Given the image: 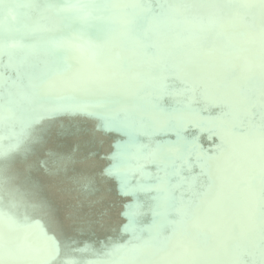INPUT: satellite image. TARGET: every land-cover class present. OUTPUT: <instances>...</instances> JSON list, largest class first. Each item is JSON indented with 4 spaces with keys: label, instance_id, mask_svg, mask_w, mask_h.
Wrapping results in <instances>:
<instances>
[{
    "label": "bare ground",
    "instance_id": "bare-ground-1",
    "mask_svg": "<svg viewBox=\"0 0 264 264\" xmlns=\"http://www.w3.org/2000/svg\"><path fill=\"white\" fill-rule=\"evenodd\" d=\"M101 1L0 0V62L5 59L0 70L22 76V90L36 101V111L23 122L31 133L19 131L16 146L4 149L0 172L19 182L23 198L27 188L29 193L35 189L33 199L47 211L59 207L58 214L48 217L17 224L0 221V264H81L88 253L82 236L64 234L73 231L75 205L28 187L25 171L41 182L52 177L47 178L54 181L52 187L57 180L66 181L96 202H115L117 189H125L131 200L140 195L151 203L172 231L171 245L123 243L124 252L138 250L140 262L131 260L135 264H240L236 243L244 241L255 251L253 234L264 230V221L254 220L261 217L264 192L251 187L250 175L256 169L264 177V0H148L145 6L144 0ZM33 7L46 17L23 23L22 14L14 11L21 8L29 14ZM42 25L34 37L32 32ZM145 59L156 68L144 67ZM167 85L176 86L177 92ZM160 93L170 101L167 109L140 107ZM256 118L262 122L253 136ZM190 123L214 131L221 150L208 163L197 133L179 146L171 137L187 131ZM236 128L240 131L234 132ZM159 130L168 133L164 157L172 174L181 173L178 152L187 153L183 161L193 168L182 188H173L169 177L153 181L160 167ZM120 132L128 138L120 139ZM110 141L122 150H110ZM194 146L201 149L198 158L192 154ZM41 158L48 162V174L40 164L32 165ZM107 179L116 190L105 184ZM4 184L2 200L11 203L16 197L7 194ZM174 192L182 197L171 199ZM132 211L133 223L146 219L141 205L134 204ZM79 214L87 215L83 209ZM151 227L149 222L146 228ZM202 231L213 237L207 247H198L192 238ZM90 253L86 264L99 263V254Z\"/></svg>",
    "mask_w": 264,
    "mask_h": 264
},
{
    "label": "water",
    "instance_id": "water-1",
    "mask_svg": "<svg viewBox=\"0 0 264 264\" xmlns=\"http://www.w3.org/2000/svg\"><path fill=\"white\" fill-rule=\"evenodd\" d=\"M52 2V0H49ZM148 0H144L141 2L142 6H145L143 4L144 2H147ZM93 2V0H92ZM96 2V5H101V0H94ZM182 8L186 11V5H182ZM16 12H20L22 14L21 21L25 23L26 19H29L30 17H37L40 19H43L46 17V15L37 7H33L31 10H29V14H25L24 11H22L21 8H17ZM1 13V8H0ZM46 29L51 28V26L47 23L44 24ZM42 25L39 28L34 29V32H32L34 37L36 36V33H40L42 30ZM120 35H124V33H119ZM172 46L174 47L176 45L175 42H172ZM109 45L113 46L114 44L109 41ZM8 46V44L6 43ZM9 47V46H8ZM10 48V47H9ZM13 46L11 47L12 50ZM5 62V59H2L0 64L3 65ZM143 66L148 67L151 69L156 68V63L152 62L151 60L145 59L143 61ZM159 66V65H157ZM129 70V69H128ZM126 72V70H124ZM128 73V72H127ZM53 75V72L51 73ZM3 78V79H2ZM2 79V82L0 83V156L4 157V149L8 146V144H11L13 146H16V135L20 131H28L30 126L25 122L26 117L31 113L35 112V98L31 94H26L23 89V77L13 73L8 70L1 71L0 70V80ZM12 83L13 86H10ZM166 89L172 90L173 92H177L176 86H166ZM174 95H179L178 93ZM166 99V98H165ZM163 99L162 94L160 93V96H157V99L150 101V104L143 101L140 104L141 108L146 109H160L165 110L167 109L170 104H168ZM172 102V101H171ZM138 108V107H137ZM133 112H136L133 110ZM7 116H11L14 118H7ZM25 120V121H24ZM262 120L260 118L254 119V129L250 131V134L253 136H256ZM124 124H131V122L128 120H124ZM155 125L157 123L155 122ZM154 125V126H155ZM203 126L202 123H190L187 131H182L177 134H173L171 137L175 138L174 143L176 145H181L182 141L185 140L191 141V137L194 134H198L202 139L199 144L206 147V153L205 158H203V161L208 163V161L212 160L213 155L221 150L220 145H218L215 141L214 137V131H212V128L206 127L204 130H201ZM211 126H216V124H212ZM54 125L50 126V130ZM112 125L110 124L111 128ZM159 128V127H158ZM204 131V132H202ZM240 129L236 128L234 132H238ZM51 132V131H50ZM158 135V143H159V151L156 155V159L160 162V167L158 169V176L154 178V182H157L160 176L169 177L168 180L172 181V186H174L179 189L184 187L188 183V177L193 173V168L191 165H189L187 162L183 161L182 156H186V152H178L179 160L176 162L178 163V167L181 169V173L179 177H175L174 174L170 171V168L167 167L165 160V154H166V143L167 139L166 136L168 133H161L159 130ZM35 136V133H33L30 137ZM120 139L128 138V135H126L123 132L119 133ZM34 139V138H33ZM32 138H29L30 140H33ZM143 140L148 141V137H143ZM33 144H36V140H33ZM32 144V145H33ZM46 146H42L40 150L45 152ZM110 150H114L117 152H120L121 146L116 141H110ZM23 148L17 147V150H22ZM181 148L177 149L180 150ZM26 151V150H25ZM201 149L197 146H194L192 149V154L195 156L199 155V152ZM23 151H20V153ZM203 152V151H202ZM25 157V156H24ZM33 157V156H32ZM32 159V158H31ZM38 162V163H37ZM40 164L39 167L42 168L43 172L45 174H48L49 172V165L48 162H46L43 158L41 159H33L32 165ZM10 166H13V163L10 164ZM111 165H108L110 167ZM30 170L31 167V161H30ZM252 170V171H251ZM250 175L252 177L253 182L251 183V187H254L255 189H260L264 192V177L262 176L260 172H258L256 169H251ZM2 180L1 183H8L4 184L8 192L7 194L13 195L16 197V200L12 201L11 203L5 199L2 200L4 197L3 192H0V221L8 220L12 224L20 223L21 221H26L27 219L33 217V218H42V217H48L47 215L50 213L55 212L58 214V208L49 207L48 211L46 210V207L41 205L38 201H35L36 199H33L32 193L34 192V188L40 189V191H48L49 195L51 197L57 196L59 200L64 198L65 200L71 201L72 204L75 205L74 210L75 212H71V222L72 227H70L73 231H70L71 234L67 233L65 231V235L70 237L73 236H82L83 237V244L84 248H89L87 250L88 253L85 254V256L82 257L81 264H86L87 261L92 257L90 252H93L95 254H99V263L97 264H135L131 260H136L140 262V256L138 253V250L136 248L132 249L131 251H123V243L135 245L138 242L145 241L148 244H150L151 241H155L156 246L162 247L163 245H171V239H170V233L169 227L165 228L167 226L166 222L161 219V217L156 214L151 207V203H147L142 196L137 195L135 198L130 199V196L128 195V192L125 189H117L119 190L118 197L115 199V202H106V201H93L90 197L82 194L79 191H74L72 188H70L68 182L57 180L56 185L52 187V184H54V181L47 179L52 177H47L45 180L46 182L38 181L36 178V174L32 173L31 171L26 172L25 175L30 179V188L34 190H30V193L27 188V192L24 194V198L21 196L24 192V189L22 190L21 185L19 182H12L13 179L10 178L9 173L5 171L0 172ZM207 181V178H205ZM10 180V181H9ZM52 181V182H51ZM137 181H133L132 183H136ZM38 183H41V185H38ZM51 183V184H50ZM105 184L108 187H111L113 190H116V184H114L111 180L107 179L105 181ZM51 187V188H50ZM53 189V190H52ZM22 190V191H21ZM36 191V190H35ZM152 195L157 197V193L153 191L152 189ZM17 193V194H14ZM21 193V194H19ZM64 196V197H63ZM171 199H176L178 197H182L180 195H177L176 192L170 195ZM152 198V199H154ZM21 199L23 201L22 204H20L19 200ZM6 201L8 205H4V202ZM121 201L123 203L122 206L118 205V202ZM66 203V202H65ZM134 204L141 205L143 212L146 214V219H149V222H151V229L146 228L147 225H149V222L146 221V219H139L137 223L132 222V218L134 217L131 215L133 213L132 207ZM83 209L86 211L87 215L86 217H81L79 214V210ZM114 215V216H113ZM131 215V216H130ZM263 217V219H262ZM169 219V217H167ZM138 219V218H137ZM181 219V218H180ZM178 219V221L180 220ZM255 222H262L264 221V205L262 206L261 210V217L256 218L254 217ZM177 221V222H178ZM176 222V223H177ZM62 226V225H61ZM60 229H63L62 227ZM168 229V230H166ZM187 229V228H186ZM179 230H185L184 228H181ZM83 231V232H79ZM235 231H240L239 227H236ZM186 232H188L186 230ZM54 234V233H53ZM57 234V233H56ZM197 237L192 238L196 241H199L198 247H207V245H210L213 241V237L208 233V231H202L201 233H197ZM253 248L255 251H250L247 249L248 244L244 241H239L236 243V248L239 251V257L237 256L238 260H241L240 264H264V230H259L257 233L253 234ZM73 236V237H74ZM72 237V238H73ZM102 238H105L106 240L102 242ZM97 241H100L101 243L98 244ZM144 242V243H145ZM91 246V248H90ZM125 247V246H124ZM90 253V254H89ZM155 259V253L152 254V258ZM59 261L50 262L48 264H58ZM137 263V262H136Z\"/></svg>",
    "mask_w": 264,
    "mask_h": 264
}]
</instances>
